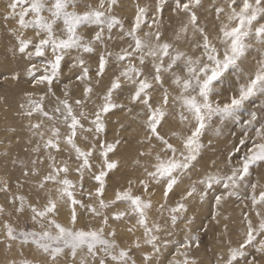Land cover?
<instances>
[{"label": "snow or ice", "instance_id": "1", "mask_svg": "<svg viewBox=\"0 0 264 264\" xmlns=\"http://www.w3.org/2000/svg\"><path fill=\"white\" fill-rule=\"evenodd\" d=\"M0 21V82L30 78L0 127V264H203L190 209L218 225L230 201L209 264H264V0H7Z\"/></svg>", "mask_w": 264, "mask_h": 264}, {"label": "bare ground", "instance_id": "2", "mask_svg": "<svg viewBox=\"0 0 264 264\" xmlns=\"http://www.w3.org/2000/svg\"><path fill=\"white\" fill-rule=\"evenodd\" d=\"M141 2H145V0H141ZM7 36L4 35V29H3V24L2 21H0V57L1 61L4 59V46L7 43ZM9 66H14L12 61L8 62ZM28 84H24L23 87L19 88H14L9 94L12 96V99H7L5 97L4 99V105L1 108L4 116L3 118L0 119V127H3V124L5 122L7 123H12V124H17L19 126L18 119L14 115V110L16 108L17 102L20 100L22 96V90L28 88ZM18 100V101H17ZM7 106L8 109L5 107ZM119 120L121 122L125 121V116L124 114L122 116H119ZM116 127L115 124L112 122L109 124V132L108 136L111 139L113 136V133L115 131ZM230 127H225L224 132L221 136L219 137H213L215 140L216 144L218 146H221L224 149V152L227 151L228 148L231 146V141L235 139V137L230 136ZM122 134H125L127 136V145L122 144L118 150H117V155L119 156V159L121 161V166H120V172L117 173V175H127V177H132L136 175L137 173L135 172V164H134V158L136 154V149L138 147L137 144V139L129 136L128 132H122ZM2 135V133H0ZM208 137H205V140H207ZM223 152V153H224ZM130 165L133 167L132 170H128V166ZM10 167V166H9ZM18 172L13 173V175H18ZM232 201H230L228 204L224 205V208L222 210L223 216L229 217L228 220L221 219L220 224H216L217 227L220 230V233H223L224 225L227 223L228 227L230 230H234L239 227V219H240V209L237 207V205L232 204ZM223 226V227H222ZM222 227V228H221Z\"/></svg>", "mask_w": 264, "mask_h": 264}, {"label": "rangeland", "instance_id": "3", "mask_svg": "<svg viewBox=\"0 0 264 264\" xmlns=\"http://www.w3.org/2000/svg\"><path fill=\"white\" fill-rule=\"evenodd\" d=\"M7 0H0V12H3L5 10ZM167 15V13H166ZM1 61V57H0ZM30 78L27 76H24L21 82L19 83H14V82H7L3 83L0 82V97H3V99H0V119L3 118L4 113L2 111V107L4 105V99L7 97V99H12V96L9 94L14 88H19L23 87L25 83L24 81L29 80ZM18 101V100H17ZM6 109L7 106L5 107ZM123 113L120 111H116L112 116V122L115 124L116 129L119 128V124L116 123L117 120H119V116H122ZM230 131H238L236 128L230 127ZM125 136V134H122ZM127 139V136H125ZM126 140L123 144L127 145ZM224 149L221 146H218L216 144L215 148V157L219 158L221 162H223V157L226 155V152H224ZM208 156H212L213 153L209 152L207 153ZM113 158H119V156L116 154V157ZM128 170H132V166H128ZM0 174H2V171H0ZM127 176V175H126ZM175 199V197L173 198ZM232 204L237 205L238 202L232 201ZM210 209L207 205H205L203 208H200L198 205L196 207H193L190 209L189 215H194L196 219L193 222V230L194 232L197 230H200V225L201 224H207L209 226V230L204 232L200 230V239H201V246L199 249H195L193 251V256L197 258L198 260H202L203 264H209V261L212 260L213 254L216 251H219L218 245L221 237V233L219 228L217 227L216 223L214 221H211L210 216H209ZM223 227V226H222ZM221 227V228H222ZM233 230V229H232Z\"/></svg>", "mask_w": 264, "mask_h": 264}]
</instances>
